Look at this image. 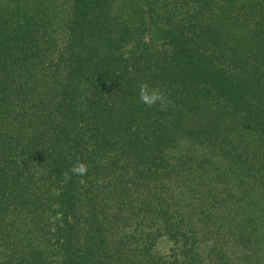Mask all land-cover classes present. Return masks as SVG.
<instances>
[{"label": "trees", "instance_id": "trees-1", "mask_svg": "<svg viewBox=\"0 0 264 264\" xmlns=\"http://www.w3.org/2000/svg\"><path fill=\"white\" fill-rule=\"evenodd\" d=\"M0 264H264V0H0Z\"/></svg>", "mask_w": 264, "mask_h": 264}, {"label": "clouds", "instance_id": "clouds-1", "mask_svg": "<svg viewBox=\"0 0 264 264\" xmlns=\"http://www.w3.org/2000/svg\"><path fill=\"white\" fill-rule=\"evenodd\" d=\"M139 100L141 103L151 108L157 104L161 106H166L171 104V99L165 94L164 90L160 87L152 86L148 82H142L139 85ZM88 171V165L79 162L74 164L69 172L64 173V180L68 182L71 180L72 176H81L86 175Z\"/></svg>", "mask_w": 264, "mask_h": 264}, {"label": "rangeland", "instance_id": "rangeland-1", "mask_svg": "<svg viewBox=\"0 0 264 264\" xmlns=\"http://www.w3.org/2000/svg\"><path fill=\"white\" fill-rule=\"evenodd\" d=\"M161 240L162 243L159 245L156 244V246L162 252H167L169 248H172L174 246L171 239H167L165 234L162 236Z\"/></svg>", "mask_w": 264, "mask_h": 264}]
</instances>
